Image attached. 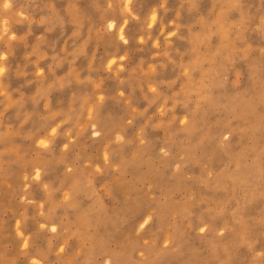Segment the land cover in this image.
Returning <instances> with one entry per match:
<instances>
[{
	"label": "rangeland",
	"instance_id": "rangeland-1",
	"mask_svg": "<svg viewBox=\"0 0 264 264\" xmlns=\"http://www.w3.org/2000/svg\"><path fill=\"white\" fill-rule=\"evenodd\" d=\"M4 2L0 264H264V0Z\"/></svg>",
	"mask_w": 264,
	"mask_h": 264
},
{
	"label": "clouds",
	"instance_id": "clouds-1",
	"mask_svg": "<svg viewBox=\"0 0 264 264\" xmlns=\"http://www.w3.org/2000/svg\"><path fill=\"white\" fill-rule=\"evenodd\" d=\"M9 5H8V3L6 2V0H5V2H4V4H3V7L4 8H7Z\"/></svg>",
	"mask_w": 264,
	"mask_h": 264
},
{
	"label": "bare ground",
	"instance_id": "bare-ground-1",
	"mask_svg": "<svg viewBox=\"0 0 264 264\" xmlns=\"http://www.w3.org/2000/svg\"><path fill=\"white\" fill-rule=\"evenodd\" d=\"M110 26H112V24Z\"/></svg>",
	"mask_w": 264,
	"mask_h": 264
}]
</instances>
